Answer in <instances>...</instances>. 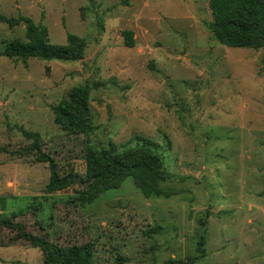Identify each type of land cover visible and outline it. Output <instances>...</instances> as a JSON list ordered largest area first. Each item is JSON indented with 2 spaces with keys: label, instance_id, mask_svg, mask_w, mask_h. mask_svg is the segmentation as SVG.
I'll return each instance as SVG.
<instances>
[{
  "label": "rangeland",
  "instance_id": "rangeland-1",
  "mask_svg": "<svg viewBox=\"0 0 264 264\" xmlns=\"http://www.w3.org/2000/svg\"><path fill=\"white\" fill-rule=\"evenodd\" d=\"M210 0H0L6 16L86 39L77 60L7 56L26 23L0 22V211L62 243L92 241L98 264H264V47L222 44ZM133 31L135 45L123 31ZM92 85L94 127L67 133L52 105ZM40 132L62 172H84V142H148L163 157L170 195L145 196L132 176L81 203L47 191V162L25 147ZM37 207V209H35ZM0 227V264H43L40 248ZM4 240V241H2ZM5 242V243H4Z\"/></svg>",
  "mask_w": 264,
  "mask_h": 264
},
{
  "label": "trees",
  "instance_id": "trees-1",
  "mask_svg": "<svg viewBox=\"0 0 264 264\" xmlns=\"http://www.w3.org/2000/svg\"><path fill=\"white\" fill-rule=\"evenodd\" d=\"M209 5L212 20L208 25L222 44L264 47V0H210ZM21 20L26 23L25 39L16 37L4 42L1 53L10 57L32 56L47 60H77L84 57V37L68 32L66 43L53 42L45 24L26 16L9 17L0 11V22H7L9 26L18 25ZM123 34L126 45L134 46L133 31L125 29ZM91 91L92 85L88 82L77 84L52 105L55 123L67 133L82 136L92 131ZM22 131L31 139L25 149L34 153L37 160L48 163L50 177L47 191L73 187L81 203H91L107 190L120 187L127 177L132 176L145 196L171 194L162 185L171 173L163 157L148 142L119 149L112 143L96 145L85 141L84 172L70 169L63 173L55 158L44 150L40 132L25 128ZM0 227L14 233L7 243L22 241L40 248L43 264H98L92 241L62 243L48 234L27 229L24 222L6 217L3 211H0ZM189 260L193 261V258ZM190 261L183 257H169L163 264H189Z\"/></svg>",
  "mask_w": 264,
  "mask_h": 264
}]
</instances>
